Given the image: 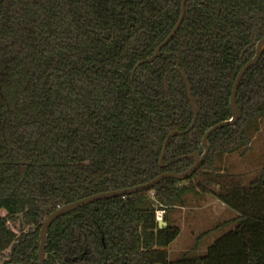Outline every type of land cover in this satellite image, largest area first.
Returning <instances> with one entry per match:
<instances>
[{"label":"trees","instance_id":"1","mask_svg":"<svg viewBox=\"0 0 264 264\" xmlns=\"http://www.w3.org/2000/svg\"><path fill=\"white\" fill-rule=\"evenodd\" d=\"M186 7L175 36L148 61L182 0H0V264H39L40 223L51 212L186 170L194 159L185 156L204 152L206 131L232 118L235 79L264 37V0ZM182 73L199 109L189 131L194 113ZM237 104L242 116L210 135V152L191 177L57 218L45 264H264V178L244 184L217 165L259 130L264 50L241 80ZM173 130L184 133L169 139L161 166ZM188 191L212 193L237 212L215 228L237 225L205 252L171 259L181 228L167 210Z\"/></svg>","mask_w":264,"mask_h":264},{"label":"water","instance_id":"2","mask_svg":"<svg viewBox=\"0 0 264 264\" xmlns=\"http://www.w3.org/2000/svg\"><path fill=\"white\" fill-rule=\"evenodd\" d=\"M186 3H187V0H182V10H181V14H180V17H179L176 25L174 26V28L172 29L170 34L164 39V41L157 47L155 54L152 57H150L148 59V61H152L153 59L158 57L161 54L162 48L175 36L177 31L179 30L180 26L182 25V23L184 21L185 15H186V9H187ZM263 50H264V37L261 38L256 44V54L242 66V68L240 69V71H239V73L235 79L233 91H232V96H231V105H232V110H233L232 118L227 119V120H223V121L215 124L214 126H212L211 128H209L206 131L205 135L203 136V143L205 145L204 152L200 153L199 151H196L194 153H190V154H187L185 156V157H189V158L194 159V163L189 168H187L186 170L181 171V172L166 171V172L159 174L158 176H156L155 178H153L152 180H150L149 182L144 183V184H140V185L124 188V189L99 192V193H96V194H93V195H90V196H87V197H84V198L75 200L73 202L59 206L57 209H55L53 212H51L40 223L39 264H45L48 231H49V228L52 225V223L57 218H59L60 216L68 214V213H70V212H72V211H74L80 207H83V206L90 204V203H92L96 200H99V199L123 196L126 194L136 193L139 191L150 189L166 178L185 180V179L191 177L201 167V165L204 163V161L206 160V158L210 152V143H209L210 135L213 132H215L217 129L223 128L227 125L237 123V121L242 116V108L240 106H238V104H237V91H238V88L240 86L241 80L244 77V75L246 74V72L249 70V68L253 67L260 60V58L263 54ZM177 69L181 70L180 67H177ZM182 75L185 79V82H186V85L188 88L189 99L191 101V104L193 107V113H194L191 125L188 127L187 130H185V131H189L194 127V125L196 123L198 113H199V109H198V106H197L196 101L194 99L188 78L184 73H182ZM166 86H168L167 82H166ZM180 133H184V132H180L179 130H173L168 134V136L164 142L163 151H162V154L160 157L161 166H165L164 157L166 154V149H167L169 139L172 136L178 135ZM182 157H184V156H182ZM166 224H167V222L164 220H162V222L160 223L161 226L166 225ZM2 264H14V263H8V259H6V260H4V262Z\"/></svg>","mask_w":264,"mask_h":264},{"label":"crops","instance_id":"3","mask_svg":"<svg viewBox=\"0 0 264 264\" xmlns=\"http://www.w3.org/2000/svg\"><path fill=\"white\" fill-rule=\"evenodd\" d=\"M259 127H260L259 130L255 132L254 137H252L251 142L248 145V149L250 148L249 152L253 150V155H252L253 157H251V160H248L247 156L250 154L249 152H247L248 154H245L242 159H234V161H232L231 159L229 160L228 158L230 157V155L225 154L224 156H222V159L219 161L220 162L219 164L222 165L223 163L224 165V167H222L223 168L222 172L227 166L228 171L242 175L244 184H248L251 181L259 178H264V159L262 160L260 159L261 161L257 159L258 156L264 155V125L260 124ZM259 137L263 140L258 141ZM226 161L230 165L228 164L225 165ZM252 161L254 162L253 164ZM187 193L188 195L186 196ZM184 195L186 196V198H184ZM169 208L172 209V211L174 212L172 213V216H170L171 211L170 209L167 210V216L169 221L170 222L173 221L172 223H175L180 226L182 220L189 219V223H190L189 226H192L189 228L190 231H192V229L195 228L197 225L198 226L202 225L204 221H207L208 219L214 217L217 219L221 218L219 222H215L213 225H211V228L205 229L202 232L200 230L196 231V233L194 234V239L192 241V244L189 247L182 249L179 246L173 247L170 245L169 255H172V249L176 248L174 250L177 251V253L175 254L176 257L171 259H175L178 256H180L182 253L189 250H191L194 253L205 252L208 246L211 245L216 240V239L205 240V237H207L208 233L211 234L213 231L221 227H227L224 231H222L223 233L227 229L230 230L237 225L236 222H229L227 224L215 228L217 225L222 224L224 221L234 219L238 214L234 209L229 207L224 201L220 200L214 194L209 192L188 191L183 194L181 201L174 203ZM180 228H181V232L178 237H180L184 227L181 225ZM207 230H209V232L204 233ZM203 233L204 235L200 237V235ZM222 233L219 232L220 236ZM191 234L193 236V233ZM177 238L175 239L176 241L174 240L175 243L178 242L179 238L178 239Z\"/></svg>","mask_w":264,"mask_h":264},{"label":"rangeland","instance_id":"4","mask_svg":"<svg viewBox=\"0 0 264 264\" xmlns=\"http://www.w3.org/2000/svg\"><path fill=\"white\" fill-rule=\"evenodd\" d=\"M260 124H262V125H264V117H262L260 120H259V126H260ZM260 128V127H259ZM257 132V131H256ZM251 134H253V136L252 137H254V135H255V132L254 133H252L251 132ZM261 140H263V139H261L260 137L258 138V141H261ZM261 143V142H260ZM259 143V144H260ZM250 144V143H249ZM254 144V143H253ZM249 150H250V148L248 149V145L247 146H243V147H241V148H238V149H235V150H232V151H230V152H226L225 154H228V155H230V157H228L229 158V160L231 159L232 161H234V159H242L243 158V156L245 155V154H248L247 152H249ZM224 154V155H225ZM249 154L250 155H248L247 156V158H248V160H251V157H253L252 155H253V150L251 151V152H249ZM223 155V156H224ZM256 156V155H255ZM257 159H259V161H261L262 159H264V155L263 156H258L257 157ZM261 159V160H260ZM228 160V161H229ZM220 163V162H219ZM218 162H217V165L218 166H220V168H221V170L219 171V172H222V167H224V165H223V163H222V165L221 164H219ZM254 162L252 161V164H253ZM226 164H228L227 163V161L225 162V165ZM214 165H216V163L214 164ZM228 165H230V164H228ZM232 165V164H231ZM207 170V169H206ZM256 171V170H255ZM224 173L225 172H227V173H229L230 171H228V167L226 166V168L224 169V171H223ZM230 173H234V172H230ZM235 174H238V173H235ZM197 180V179H196ZM191 194H192V192H191ZM188 195V193L186 194V196ZM186 196L184 195V198H186ZM197 203H199V202H197ZM170 209V208H169ZM170 211H171V213H170V216H172V213H174L173 211H172V209H170ZM180 211V210H179ZM5 213V212H4ZM220 219L221 218H211V219H208L207 221H204V223L202 224V225H200V226H196L195 228H193L192 229V231H190V227H192V226H189L190 225V223H189V219L187 220H182V222L180 223V226L182 225L184 228H183V231H182V233H181V235H180V237H178L177 239H178V242L177 243H175V241L172 243V244H170L171 246H173V247H175V246H179L180 248H182V249H184V248H187V247H189L191 244H192V241H193V239H194V234L196 233V231H198V230H200L201 232L203 231V230H205V229H208V228H211V225H213L215 222H219L220 221ZM173 222V221H172ZM17 223V224H16ZM19 222L18 221H16V222H11L10 223V225L12 226V227H15V228H19V224H18ZM179 224V223H178ZM227 227H221V228H219V229H217V230H215V231H213L211 234L210 233H208L209 232V230H207L206 232H204V233H208L207 234V237H205V240H215V239H217L219 236H220V234H219V232L220 233H222V231H224L225 229H226ZM228 231V229L225 231V232H223V233H226ZM191 233H193V236H192V234ZM204 233L203 234H201L200 235V237L201 236H203L204 235ZM222 233V234H223ZM221 234V235H222ZM170 248V247H169ZM174 249H176V248H174ZM174 249H172V255H169V256H171L170 258H174V257H176L175 256V254L177 253V251H175ZM191 253H193V254H196V252L194 253V252H192L191 250H189ZM199 252H201V251H199ZM178 257H180V256H178ZM177 257V258H178Z\"/></svg>","mask_w":264,"mask_h":264},{"label":"built area","instance_id":"5","mask_svg":"<svg viewBox=\"0 0 264 264\" xmlns=\"http://www.w3.org/2000/svg\"><path fill=\"white\" fill-rule=\"evenodd\" d=\"M152 194H154V191H152ZM164 215H165V210L164 209L158 208L156 210V218H157L159 223H161L162 220H164Z\"/></svg>","mask_w":264,"mask_h":264}]
</instances>
